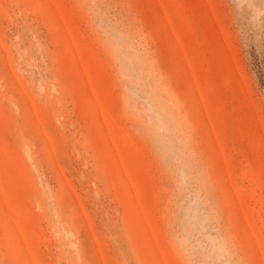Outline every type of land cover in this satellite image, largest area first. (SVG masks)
Wrapping results in <instances>:
<instances>
[{
	"label": "rangeland",
	"instance_id": "1",
	"mask_svg": "<svg viewBox=\"0 0 264 264\" xmlns=\"http://www.w3.org/2000/svg\"><path fill=\"white\" fill-rule=\"evenodd\" d=\"M0 264H264V0H0Z\"/></svg>",
	"mask_w": 264,
	"mask_h": 264
}]
</instances>
